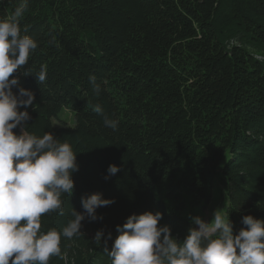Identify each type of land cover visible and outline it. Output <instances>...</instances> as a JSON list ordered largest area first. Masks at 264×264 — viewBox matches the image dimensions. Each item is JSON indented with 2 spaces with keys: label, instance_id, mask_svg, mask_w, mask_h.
<instances>
[{
  "label": "trees",
  "instance_id": "trees-1",
  "mask_svg": "<svg viewBox=\"0 0 264 264\" xmlns=\"http://www.w3.org/2000/svg\"><path fill=\"white\" fill-rule=\"evenodd\" d=\"M21 2L0 0V19ZM20 26L38 44L21 72L47 66L42 84L20 75L35 93L26 130L69 142L79 166L63 215L43 214L41 230L66 226L82 196L115 200L62 237L49 264H111L105 247L133 213L161 211L183 240L218 172L234 233L244 215L264 219V0H27ZM65 107L75 124L54 125Z\"/></svg>",
  "mask_w": 264,
  "mask_h": 264
},
{
  "label": "clouds",
  "instance_id": "clouds-1",
  "mask_svg": "<svg viewBox=\"0 0 264 264\" xmlns=\"http://www.w3.org/2000/svg\"><path fill=\"white\" fill-rule=\"evenodd\" d=\"M27 10V0L15 7L11 16L0 19V264H49L50 258L61 256V238L80 235L82 221L103 219L97 208L111 205L114 198L94 192L81 197L83 211L73 208V219L62 229L41 230L43 214L63 215L62 196H71L73 173L78 170L77 152L72 145L61 142L52 132L42 136L29 133L31 119L28 107L35 93L20 86V75H33L39 84L47 78V66L38 73L21 72L37 42L21 29L20 21ZM94 90L95 77L90 76ZM14 88L18 91H14ZM23 109V110H21ZM93 110L103 117L106 127L118 128L97 104ZM19 127L17 134L14 129ZM110 164L105 179L119 171ZM159 210L133 213L116 226L111 250L105 251L111 264H264V219L252 215L242 217V227L234 233L229 215L215 210L210 220L191 217V227L183 240L172 235L170 226L159 225ZM104 229L95 233L94 242L105 244Z\"/></svg>",
  "mask_w": 264,
  "mask_h": 264
},
{
  "label": "rangeland",
  "instance_id": "rangeland-1",
  "mask_svg": "<svg viewBox=\"0 0 264 264\" xmlns=\"http://www.w3.org/2000/svg\"><path fill=\"white\" fill-rule=\"evenodd\" d=\"M53 123L56 126L69 124H75L74 113L69 108H63L57 117L53 118ZM219 172L214 176L213 179V192L212 197L205 207H201L198 211L197 216H201L205 220H210L215 210L222 211L225 213V207L227 205V197L225 191L222 189L220 183Z\"/></svg>",
  "mask_w": 264,
  "mask_h": 264
}]
</instances>
